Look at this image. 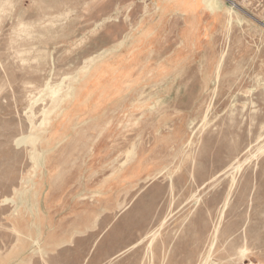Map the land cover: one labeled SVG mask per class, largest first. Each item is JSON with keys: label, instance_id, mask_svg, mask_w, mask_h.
<instances>
[{"label": "rangeland", "instance_id": "obj_1", "mask_svg": "<svg viewBox=\"0 0 264 264\" xmlns=\"http://www.w3.org/2000/svg\"><path fill=\"white\" fill-rule=\"evenodd\" d=\"M204 1L0 0V264H264V0Z\"/></svg>", "mask_w": 264, "mask_h": 264}, {"label": "bare ground", "instance_id": "obj_2", "mask_svg": "<svg viewBox=\"0 0 264 264\" xmlns=\"http://www.w3.org/2000/svg\"><path fill=\"white\" fill-rule=\"evenodd\" d=\"M171 1V0H170ZM170 1H168V0H161V3H160V6L158 7V6H156L157 8H159V9H161L162 8V10L161 11H165L167 8V6H168V2H170ZM200 1V0H199ZM203 2L204 3H207V1H204L203 0ZM175 6V5H174ZM173 7V6H172ZM175 8H178L177 6L175 7ZM195 35V34H194ZM133 41V40H132ZM135 42V41H134ZM132 43V42H131ZM128 45V44H127ZM183 45V44H182ZM82 71V70H81ZM88 71V70H87ZM165 71V70H164ZM77 74H78V72H77ZM168 76V75H167ZM166 77V76H165ZM166 80H168V79H166ZM170 80V79H169ZM74 82V81H73ZM74 89V88H73ZM73 89H69L68 90V92L65 94V98H63V100L62 101H64V100H68V99H73V97H75L74 95V93H73ZM74 100V99H73ZM151 107V106H150ZM57 114V113H56ZM55 117H58L57 115L55 116ZM87 126V125H86ZM51 133V136L53 137L54 136V134L52 133V132H50ZM77 133V132H76ZM79 135V134H78ZM38 138H41V137H38ZM38 138H32V139H30L29 140V143L31 144V145H34V147L36 146L35 145V143L37 142V140H38ZM50 139V138H49ZM58 139V138H57ZM48 140V139H47ZM56 140V139H55ZM56 142V141H55ZM49 143V142H48ZM58 144V143H57ZM37 146H39V145H37ZM35 149L37 150V147H35ZM38 153H39V151H38ZM50 154V153H49ZM38 157H39V154H38ZM43 159H44V156L42 157ZM50 162V161H49ZM41 164V163H40ZM42 165V164H41ZM48 166V165H47ZM40 168V167H39ZM46 168V167H45ZM46 170V169H45ZM36 176H37V174H36ZM48 177H49V175H48ZM37 179V178H36ZM33 182V181H32ZM33 185V184H32ZM31 186V185H30ZM36 187V186H35ZM42 187V186H41ZM39 188V187H38ZM42 190V189H41ZM25 192V191H24ZM33 193L30 195L31 196V199H34L35 200V197H36V195H37V189H33V191H32ZM30 193V192H29ZM28 194V193H27ZM28 196V195H27ZM25 197V196H24ZM29 197V196H28ZM29 201V200H28ZM28 205H29V203H28ZM34 207L33 208H35V205H33ZM28 207V206H27ZM107 207V206H106ZM26 208V207H25ZM36 209V208H35ZM28 210V209H27ZM87 211V210H86ZM27 213V212H26ZM104 213V212H103ZM84 214V213H83ZM26 215V214H25ZM77 215H79V214H77ZM82 216V215H81ZM88 216V215H87ZM99 216V215H98ZM25 217V216H24ZM86 217V216H85ZM81 219V218H80ZM84 220V219H83ZM88 220V219H87ZM73 221H75V219L73 220ZM33 223V222H32ZM72 223V222H71ZM29 224V223H28ZM75 224V223H74ZM73 224V225H74ZM91 224V223H90ZM94 224H95V222H94ZM30 225V224H29ZM80 225V224H79ZM31 226V225H30ZM88 227V226H87ZM75 230H77V228H75L74 229V231L72 232V234L70 235L71 237H70V239H73V237L74 236H76L78 233H80V232H78V230L77 231H75ZM87 230V228H85L84 229V231H86ZM30 231V230H29ZM48 233V232H47ZM61 236V235H60ZM59 236V237H60ZM51 240V239H50ZM67 241V240H66ZM64 244V242H62L61 244H59V245H57L56 247H59L60 248V246H62ZM28 261V260H27Z\"/></svg>", "mask_w": 264, "mask_h": 264}, {"label": "crops", "instance_id": "obj_3", "mask_svg": "<svg viewBox=\"0 0 264 264\" xmlns=\"http://www.w3.org/2000/svg\"><path fill=\"white\" fill-rule=\"evenodd\" d=\"M135 246H136V244H135V245H133V247H135ZM130 248H131V247H130ZM130 248H129V249H130Z\"/></svg>", "mask_w": 264, "mask_h": 264}]
</instances>
